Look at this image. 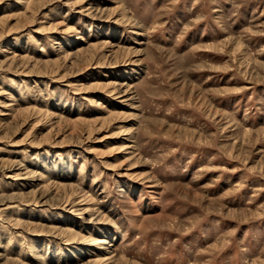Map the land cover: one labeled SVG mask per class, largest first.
<instances>
[{
	"label": "rangeland",
	"instance_id": "rangeland-1",
	"mask_svg": "<svg viewBox=\"0 0 264 264\" xmlns=\"http://www.w3.org/2000/svg\"><path fill=\"white\" fill-rule=\"evenodd\" d=\"M0 264H264V0H0Z\"/></svg>",
	"mask_w": 264,
	"mask_h": 264
}]
</instances>
